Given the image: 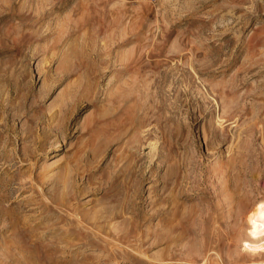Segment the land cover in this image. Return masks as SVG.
<instances>
[{
	"label": "rangeland",
	"instance_id": "obj_1",
	"mask_svg": "<svg viewBox=\"0 0 264 264\" xmlns=\"http://www.w3.org/2000/svg\"><path fill=\"white\" fill-rule=\"evenodd\" d=\"M262 202L264 0H0V264H264Z\"/></svg>",
	"mask_w": 264,
	"mask_h": 264
},
{
	"label": "bare ground",
	"instance_id": "obj_2",
	"mask_svg": "<svg viewBox=\"0 0 264 264\" xmlns=\"http://www.w3.org/2000/svg\"><path fill=\"white\" fill-rule=\"evenodd\" d=\"M249 221L255 222L260 232L264 231V202L257 203L253 207V209L249 213ZM259 230H256V231H259ZM251 247L252 246H247L248 249H251Z\"/></svg>",
	"mask_w": 264,
	"mask_h": 264
}]
</instances>
